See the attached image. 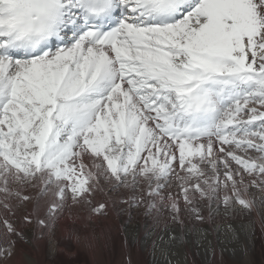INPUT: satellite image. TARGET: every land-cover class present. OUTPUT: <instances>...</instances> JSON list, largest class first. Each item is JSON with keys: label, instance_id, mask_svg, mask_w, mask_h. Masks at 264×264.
<instances>
[{"label": "snow or ice", "instance_id": "1", "mask_svg": "<svg viewBox=\"0 0 264 264\" xmlns=\"http://www.w3.org/2000/svg\"><path fill=\"white\" fill-rule=\"evenodd\" d=\"M140 208L154 264L221 212L264 232V0H0V264L66 209L104 264L94 222Z\"/></svg>", "mask_w": 264, "mask_h": 264}, {"label": "bare ground", "instance_id": "2", "mask_svg": "<svg viewBox=\"0 0 264 264\" xmlns=\"http://www.w3.org/2000/svg\"><path fill=\"white\" fill-rule=\"evenodd\" d=\"M97 199L98 200L104 199V197H97ZM142 212H144V209ZM236 212L235 214L231 215L232 219L230 221L225 222V225L223 226L225 228L221 227V229L223 231L224 229L228 228V226H231L235 234L240 235L239 240L243 242V246L247 247V249L249 250L247 257L250 258V256L253 255V253L261 252V250H264V232H262L259 223H256L254 226L253 233L249 235L247 232V226L252 221H255L256 219L255 214H253L252 216H248L241 213L239 209ZM239 213L240 216L242 217L247 216L246 222L243 221V219L240 221L239 220L234 221L235 216L238 215ZM75 214L76 213L73 210V216H75ZM205 216H207V213L205 214ZM82 223H83L82 219L81 220L69 219V210L66 209L64 215L57 223L55 230L51 233V235L45 236L44 239L36 242V250H33L28 245H25L22 242H18L17 245L18 249L23 250V252L27 253L30 259L32 260L33 264H51L53 257L55 256L59 257L61 255H64L65 257L75 258L78 252H82L87 256V260H82L81 264H96V261L94 260L92 254L89 253L83 247L82 244L77 243L73 235V230L81 233L84 231V229L82 228ZM152 224H153V220L150 216L145 217L142 214L140 217L135 219V218H130L128 212H125V215L121 214V212L117 214L115 211L110 209L109 215L106 218H102V225L99 228V231L101 228H103L106 231L107 235L109 236L110 242L114 241L115 238H120L125 241V235H127L128 243L124 245V248L126 250L130 249L131 251H134L135 256L133 258H130L127 255L126 257H129L130 260H134L133 262L135 264L138 263L144 264V263H148L147 260H148V256L151 253L152 240L155 239V235L161 234L160 231L157 230L155 235H153L148 239H145L146 229H150L152 227ZM218 225L222 226L221 224ZM17 226L20 227L24 232L29 233V235L34 227L33 225L22 226L19 223ZM174 229L178 231L179 225H176ZM206 230L209 233L211 231L210 234L212 235L213 231L212 229L209 228V226H206ZM208 238L213 242L215 248L214 255L209 257L208 254L204 251V249L198 248L197 245L189 237L188 248L184 249L181 252V257H184L185 254L187 255L185 264H214L217 262V260L223 257V252H220V250L217 249L216 247V245L220 243L218 242V239L211 237L210 235ZM222 244H221V248L224 249V246ZM107 252L110 251L107 250L105 252L106 255ZM237 257H241V255H237ZM15 263L20 264L19 255L17 256L16 260L9 261V264H15Z\"/></svg>", "mask_w": 264, "mask_h": 264}, {"label": "rangeland", "instance_id": "3", "mask_svg": "<svg viewBox=\"0 0 264 264\" xmlns=\"http://www.w3.org/2000/svg\"><path fill=\"white\" fill-rule=\"evenodd\" d=\"M141 210L143 211L142 208L132 209L131 213L130 214L128 213V214H129L130 218L137 219L138 217H140L143 214V212ZM236 211H238V209ZM125 212H121V214L125 215ZM206 213H207V210H205L203 214L205 215ZM236 214H237V212H236ZM164 218L163 219L165 221H168V223H170L167 216H165ZM231 219H232L231 215H225V214H223V212H221L220 215H218L216 217V220L212 224L205 222L202 224H197V227H201L205 230H206V226H209L210 229H213V227H215L216 224H221L222 226H220V227H223L225 225V222L230 221ZM242 219H243V221L246 222L247 216L242 217V216H240V213H239L238 215L235 216L234 221H238V220L240 221ZM186 223H188L187 220H186ZM191 223H196V222L192 221ZM95 225H98V227H97V232H98L99 228L102 225V219L95 222ZM170 226H173V228H174L176 225L170 224ZM223 228H225V227H223ZM227 229L228 228L224 229L225 231L223 230L222 232L221 231L213 232L212 235L210 234L211 231L209 233V235L211 237L219 238V241H223V244L219 243L216 245L217 249H219V250L222 249L221 244L224 246L223 257L220 258L219 260H217V262L214 264H264V250H261V252L253 253V255L250 256L251 259L248 257L242 256L240 249H241V246L243 245V242L241 240H239L240 235L235 234L236 238L234 239L233 238V232H230ZM220 232H221V234H220ZM164 239L165 240L168 239L167 234H164ZM124 245H125V241L120 239V238H115L114 241H111V246L109 249L110 252H107V255H106V253H104V256H103L104 264H127V261L130 260L129 257L133 258L135 256V252L131 251L130 249L126 250L124 248ZM188 246H189V243L184 245L180 249V253L184 249L188 248ZM23 247H24V245H23ZM125 250L128 252H126ZM233 253L235 256L233 255ZM127 255L129 257H126ZM237 255H241V257H237ZM53 258H52L51 264H81L82 260H87V256L85 254H83L82 252H78V254L76 255L75 258L65 257L64 255H61L59 257L55 256ZM130 261H131V264H135L133 262L134 260H130ZM147 261H148V263H144V264H154L153 257L151 255V253L148 256ZM138 264H140V263H138Z\"/></svg>", "mask_w": 264, "mask_h": 264}]
</instances>
